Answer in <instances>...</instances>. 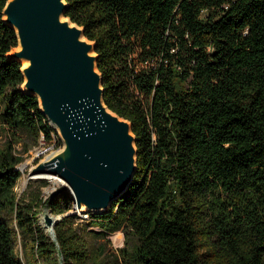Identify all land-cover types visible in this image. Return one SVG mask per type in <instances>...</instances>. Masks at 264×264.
Segmentation results:
<instances>
[{
  "label": "trees",
  "instance_id": "trees-1",
  "mask_svg": "<svg viewBox=\"0 0 264 264\" xmlns=\"http://www.w3.org/2000/svg\"><path fill=\"white\" fill-rule=\"evenodd\" d=\"M6 1L2 122L49 140L56 131L21 90L22 64L7 57L17 37L3 21ZM65 2L95 44L105 105L131 123L136 170L107 212L83 218L67 188L44 195L45 180L17 198L22 159L7 145L0 264H264V0ZM42 210L61 216L54 238ZM119 231L131 248H109Z\"/></svg>",
  "mask_w": 264,
  "mask_h": 264
},
{
  "label": "water",
  "instance_id": "water-1",
  "mask_svg": "<svg viewBox=\"0 0 264 264\" xmlns=\"http://www.w3.org/2000/svg\"><path fill=\"white\" fill-rule=\"evenodd\" d=\"M67 8L65 0H7L3 21L17 37L7 57L22 64L21 90L37 98L63 143L31 167L28 177L61 179L64 185L53 194L68 188L80 213L100 214L133 179L135 135L131 123L105 105L95 44L65 16ZM44 218L54 238L56 219L47 213Z\"/></svg>",
  "mask_w": 264,
  "mask_h": 264
},
{
  "label": "rangeland",
  "instance_id": "rangeland-1",
  "mask_svg": "<svg viewBox=\"0 0 264 264\" xmlns=\"http://www.w3.org/2000/svg\"><path fill=\"white\" fill-rule=\"evenodd\" d=\"M2 114H3V103L0 101V150H6L7 145L11 148L10 154L13 157L21 158L22 161L20 164L16 165L15 169L19 171V177L16 181L15 187L13 189L14 194L16 197H20L23 194V191L26 189V186L29 181H32V185H35L37 181L45 180L48 182V185L42 188V192L44 195H47L48 191L51 187L59 188L64 183L57 182L55 180H49L46 178L35 177L29 178L28 177V170L33 167L39 160L56 154L59 152L62 147L63 143L61 142L57 132L51 134V138L49 140H45L43 136H38L37 139L34 137L23 134V132H14L10 129H6L2 122ZM68 189V188H67ZM75 210L74 205L72 206L71 210ZM49 214L53 219L58 220L59 216H54L46 210L41 211V215L39 217V224L43 227V229L48 233L46 228L44 227L43 221H45L44 215ZM79 215V214H77ZM12 227H15L12 224ZM94 230H99V228L95 227ZM109 248L113 250H117L123 246H127L131 248L133 238L128 235L127 239L124 237V232L119 231L112 234H109ZM17 254H20V247L17 246L16 248Z\"/></svg>",
  "mask_w": 264,
  "mask_h": 264
},
{
  "label": "bare ground",
  "instance_id": "bare-ground-1",
  "mask_svg": "<svg viewBox=\"0 0 264 264\" xmlns=\"http://www.w3.org/2000/svg\"><path fill=\"white\" fill-rule=\"evenodd\" d=\"M35 177H41V178H46V179H49V180H55V181H57V182H60V183H64L61 179H59V178H57V177H55V176H53V175H49V174H44V175H34V176H32L31 178H35ZM42 225H44V227L46 228V230L50 233V231H51V228L49 227V226H47L46 225V223H45V221H43V224Z\"/></svg>",
  "mask_w": 264,
  "mask_h": 264
},
{
  "label": "built area",
  "instance_id": "built-area-1",
  "mask_svg": "<svg viewBox=\"0 0 264 264\" xmlns=\"http://www.w3.org/2000/svg\"><path fill=\"white\" fill-rule=\"evenodd\" d=\"M57 190V188L56 187H51V189L48 191V193H47V195H49L50 193H53V192H55ZM46 195V196H47ZM75 207V206H74ZM71 212H73V213H76V214H79V216H81V217H83V218H86L87 217V215L86 214H82V213H80L77 209H76V207H75V210L73 209V210H71Z\"/></svg>",
  "mask_w": 264,
  "mask_h": 264
}]
</instances>
